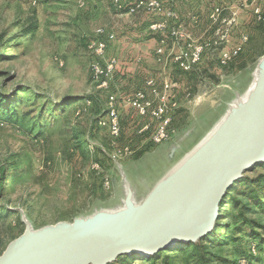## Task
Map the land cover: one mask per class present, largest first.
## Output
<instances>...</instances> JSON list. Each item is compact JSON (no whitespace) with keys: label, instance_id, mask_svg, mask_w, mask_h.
<instances>
[{"label":"rangeland","instance_id":"rangeland-1","mask_svg":"<svg viewBox=\"0 0 264 264\" xmlns=\"http://www.w3.org/2000/svg\"><path fill=\"white\" fill-rule=\"evenodd\" d=\"M34 1L0 0V69L7 79L5 92L22 86L36 92L22 91L19 121L0 122V173H4L5 182L0 204L10 210L0 212V255L27 229L37 234L56 224L118 212L128 208L129 201L149 211L171 208L187 192V182L195 181L196 166L205 157L190 152L244 96L264 58V22L256 21L250 7L252 0H170L181 13L180 24L196 37L206 27L211 7L236 4L246 8L234 32L235 38L241 32L248 33L243 50L227 65H221L219 49H209L189 72L174 65L165 68L152 60L139 71L134 48L118 50L115 42L124 36L121 32L117 36V30L133 31L139 19L118 16L110 0H103L104 10H98L91 0L83 6L77 0ZM245 1L248 7L241 5ZM257 1L264 12V0ZM192 14L199 16L197 24L191 21ZM147 19L150 24L154 17ZM99 26L115 34L114 42H108V56L117 53L120 61L129 62L124 70L118 69L107 87L98 86L92 77L94 56L85 42ZM149 37V50H154L159 38ZM146 76L154 78L160 88L168 80L172 84L171 99L177 102L170 137L160 143L151 136L157 120L139 115L122 101L144 83ZM111 93L123 96H118L121 133L116 139L107 127L97 123ZM66 97H77L79 101L52 113L51 119L39 115L41 106L47 110L52 100L59 102ZM29 110L32 115L20 123L22 114ZM64 116L67 120H59ZM148 122L151 128L141 130ZM249 169L246 172L250 175L264 174L261 166ZM157 182L156 199L150 202L149 195L145 200ZM225 208L214 226L225 220L233 224V216L227 218L226 214L231 210ZM250 216L264 225V212ZM244 228L237 240L212 248L227 258L215 259L212 264H237L239 254L248 252L253 242L256 254L249 256L250 264H264V245H258V239L248 235V227ZM256 230L263 232L259 226ZM134 264L150 263L137 259Z\"/></svg>","mask_w":264,"mask_h":264},{"label":"water","instance_id":"water-1","mask_svg":"<svg viewBox=\"0 0 264 264\" xmlns=\"http://www.w3.org/2000/svg\"><path fill=\"white\" fill-rule=\"evenodd\" d=\"M263 161L264 73L234 116L210 171L169 214L129 219L122 209L118 215L97 213L87 220L56 224L33 235L27 229L6 247L0 264H108L122 255L151 256L178 241L195 242L213 229L232 184ZM159 182L145 200L149 195L150 202L156 199L154 191ZM132 207L137 206L129 201L128 209Z\"/></svg>","mask_w":264,"mask_h":264},{"label":"built area","instance_id":"built-area-1","mask_svg":"<svg viewBox=\"0 0 264 264\" xmlns=\"http://www.w3.org/2000/svg\"><path fill=\"white\" fill-rule=\"evenodd\" d=\"M114 8L121 13L133 14L140 10H147L151 14L158 17L149 24L151 31L168 30V35L176 41L184 42L178 51L173 53L169 59L174 65L183 71L193 70L202 60L205 52L209 49H219V62L221 65H227L234 57H236L243 48V45L248 40L246 34L242 35L240 41L232 46H228L230 41L229 35L231 28L235 22L236 10H229L228 15H224L225 7L215 5L209 14L210 21L215 26L216 40L205 39L194 40L190 34L183 30L177 24L179 15L170 0H110ZM35 3V1L33 0ZM80 6H83L86 0H77ZM248 7L249 4L245 1L242 4ZM251 7L255 18L259 22H264V13L261 8L251 2ZM115 34L107 32L105 28L98 27L95 30L93 37L88 39L87 47L92 52L94 59L91 62L92 77L98 86L107 87L112 79L116 67V58L110 56L105 58L108 42L114 40ZM165 48L160 46L156 49L158 61L166 60ZM172 84L165 80L162 88L157 85L154 78H146L143 86L138 88L132 95L123 98V102L131 106L141 116H150L157 120V123L152 130V139L156 143H160L169 139L172 126V118L174 109L177 106L176 100L171 99L170 90ZM119 97L116 93H111L107 100V109L104 114L98 117L97 123L99 126L107 127L110 135L116 139L120 136L121 126L119 122L118 104ZM80 113V110L76 112ZM151 128V123L143 125L141 130ZM115 141V140H114ZM127 149V148H126ZM108 183V181H106ZM249 254H256V243L249 245ZM250 257L240 256L237 259V264H250Z\"/></svg>","mask_w":264,"mask_h":264},{"label":"trees","instance_id":"trees-1","mask_svg":"<svg viewBox=\"0 0 264 264\" xmlns=\"http://www.w3.org/2000/svg\"><path fill=\"white\" fill-rule=\"evenodd\" d=\"M88 39H90V37L85 38L86 43ZM4 73L5 72L0 69V122L2 123L4 120L17 122L20 117L18 116V112L20 111L19 103L22 101V91H31L33 94H36V92L30 90L31 88L28 86H22L13 91L5 92L4 88L7 85V79L3 78ZM77 101H79L77 97H66L59 102L52 100L50 102L51 107L47 110H42L43 106H41L39 115H41V117L49 115V118H46L51 119L52 113L69 107ZM31 111L29 110L22 114L20 123H23L24 119L32 115ZM99 116L100 115L97 116V120ZM59 120L65 121L67 117L64 116ZM39 129H41V125ZM257 166L264 168V162L257 163L256 167ZM246 171L232 184L220 205L219 213L226 209L225 206H229L232 214H230L231 211L229 212V210H226V214L227 218L231 215L233 216V224L227 220L222 222L218 221L208 234L195 242L178 241L151 256L139 255L137 253L122 255L108 264H134L137 259L147 261L150 264H212L215 259L227 260V258H224L219 253L214 252L212 248L229 241L237 240V234L245 231L244 227H248L249 232L247 233L249 236L258 239V245H264V225L256 218L250 216V213L258 211L264 212V174L259 172L250 175ZM3 175L4 173H0V193L5 184V182H3ZM0 212L9 213L10 210L6 206H1L0 204ZM258 226L262 228L263 232H258L256 230ZM239 255L251 256L249 252H241Z\"/></svg>","mask_w":264,"mask_h":264},{"label":"crops","instance_id":"crops-1","mask_svg":"<svg viewBox=\"0 0 264 264\" xmlns=\"http://www.w3.org/2000/svg\"><path fill=\"white\" fill-rule=\"evenodd\" d=\"M91 1H93L96 4V8L98 10L106 9L103 0H100V1H97V2L95 0H91ZM251 2H253V4L258 5L261 8L262 12H263V8H262L261 3H259L258 1L256 2V0H252ZM171 5L174 7V9L177 11V13L179 15V20H178L177 24H179L183 28V30L186 31L184 29L185 27H183L182 24H180V20L182 19L181 18L182 17L181 13L176 9V7L174 6L173 3H171ZM213 7H211L209 9L208 13H207V25H206L205 28H203L202 34L200 36L196 37V36H194V34L192 32H190V31L188 32L190 34V36L194 40H200V39H202L201 41H203L205 39L216 40V37H215V28L216 27L212 25V23L210 21V18H209V14L212 11ZM231 7H232V9L236 10V15H235V22H234V24H233V26L231 28V31H230V35H229L230 41L228 43V46H232V45L238 43L240 41V38H241L242 35L246 34L248 36V33L246 31L245 32H241L240 31L241 32L240 37L239 38H235L234 37L235 29L238 27L239 24L242 23V19L244 18L243 14L246 13L245 12L246 8L244 9V8H241L240 6H236V4H232L230 6L225 7V9H227L229 11V10H231ZM250 7H251V5H250ZM114 11L120 17H128V16L132 15V16L135 17V19H139V21H136L137 23L135 22V24H133V26L136 25L135 26L136 28H134L133 31L128 32V31H124V29L117 30L116 31L117 36H118V32L123 33L124 36L119 37L120 39H117V41H115L117 43L116 49H118V50L119 49H123V47H125V46H127V47L131 46L129 48H132V47L134 48L133 54L135 55L136 61L140 62V64H137L139 71L145 70V67L147 66V61H150V60H152L156 65L159 64V66L162 65V67H165V68H167V67L170 68L172 65H174V63L169 58L171 57V55L173 53H175L176 51L179 50V48L181 47V45L184 44V42L183 41L180 42V41L174 40L172 37H170L168 35V30H164V31H149V23H147V20H148L147 17H154V19H152L154 21V20L158 19L157 16L151 14L147 10H140V11H138L136 13H133V14L121 13V12H118L115 8H114ZM223 14L224 15H228L229 12L226 14L225 11H224ZM136 16H138V18ZM190 17H191V21L193 23L197 24L199 22V20H198L199 16L197 14H192ZM256 21L258 23H263V22H259L257 19H256ZM121 26L123 27V25H121ZM99 27H103V26H99ZM129 27H131V26H129ZM106 31L110 32L108 30H106ZM111 32H113V31L111 30ZM135 33H137V34H135ZM149 35H152V37L153 36H157L159 38V43H157V46H156V48L154 50H149V45H148L149 41L148 40L151 39L149 37ZM168 38L170 39V41L167 40ZM113 44L115 46V43H113ZM160 46H163L165 48V54L164 55L166 57V60L164 59V61H161V62L157 60V55H156V49L158 47H160ZM243 47H244V45H243ZM107 50H106V53H105V58L102 60L103 62L106 60V58L110 57V56H108ZM242 50H243V48H242ZM130 52H132V51H130ZM152 53H153V56H152ZM115 55L116 56H114V55L113 56L116 58L117 62H116L115 71L113 73L112 79L110 80V83L113 82L114 74H116V72L119 71L120 69L124 70L126 68V66L129 64L128 60L127 61L125 60L123 62L120 61V59L117 58L119 56V54L115 53ZM127 55H128V53H125V56H127ZM131 55H132V53H131ZM204 57H206V56L204 55ZM122 64L124 66H121ZM174 67H176V66L174 65ZM148 77H150V76H146L144 78V80L146 78H148ZM142 86H143V84H140L139 88L142 87ZM137 89L138 88H136L135 91ZM118 96H120V94ZM120 97L123 98V96H120Z\"/></svg>","mask_w":264,"mask_h":264},{"label":"bare ground","instance_id":"bare-ground-1","mask_svg":"<svg viewBox=\"0 0 264 264\" xmlns=\"http://www.w3.org/2000/svg\"><path fill=\"white\" fill-rule=\"evenodd\" d=\"M263 73H264V58H262V60L260 61L259 65L257 67V70H256V75L253 79V82L248 87L244 96L239 101H236L235 103L232 104V107L223 115V117L216 123V125L206 134V136L202 139V141L190 152V153H192V152L195 153V151H196L198 157L200 155H205V157L202 161L199 162L198 167L196 166L197 170L195 171V173L197 174V176H196L195 181L192 183L187 182L186 188H188V187L189 188H188L187 192H185L182 195V198L169 209H162V210L156 209V211H149V210H146V209L141 208V207H132L129 209L126 208V209H124V212H122V214H126V218H129V219H131V218H146L149 216L161 218L162 216L169 214L178 204H180L189 195V193L204 178V176L210 171V169L212 168V166L216 162V160L219 156L221 147L224 144V140H225L227 131L229 129V126H230L234 116L242 108V106L244 105L246 100L248 98H250L251 94L253 93V90H254V87H255V84H256L258 78ZM218 135H219V137H218ZM217 137H218L217 144L213 145L214 141L217 139ZM188 179H190V178H188ZM167 194H168V192H167ZM146 207H147V205H146ZM121 211L104 212L102 214L118 215L121 213ZM30 234L33 235V233H30Z\"/></svg>","mask_w":264,"mask_h":264}]
</instances>
